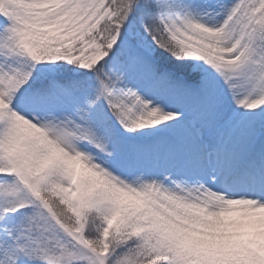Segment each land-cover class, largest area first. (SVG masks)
Segmentation results:
<instances>
[{"label":"snow or ice","instance_id":"obj_1","mask_svg":"<svg viewBox=\"0 0 264 264\" xmlns=\"http://www.w3.org/2000/svg\"><path fill=\"white\" fill-rule=\"evenodd\" d=\"M0 264H264V0H0Z\"/></svg>","mask_w":264,"mask_h":264}]
</instances>
